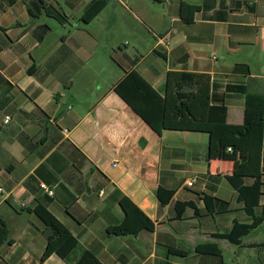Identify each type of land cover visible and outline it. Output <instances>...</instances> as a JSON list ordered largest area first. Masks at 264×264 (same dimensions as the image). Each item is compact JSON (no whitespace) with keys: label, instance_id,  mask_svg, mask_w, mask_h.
<instances>
[{"label":"crops","instance_id":"obj_1","mask_svg":"<svg viewBox=\"0 0 264 264\" xmlns=\"http://www.w3.org/2000/svg\"><path fill=\"white\" fill-rule=\"evenodd\" d=\"M92 1L0 0V217L13 240L0 264H76L86 252L103 264H264V222L238 243L220 237L253 222L226 175L261 177L264 205V131L258 150L226 149L247 99L227 86L264 95V0H110L86 23ZM184 3L196 8L190 23ZM133 70L161 96L169 72L208 75L211 103L229 109L221 139L156 133L114 91ZM159 187L174 191L167 205ZM122 196L154 231L109 233L125 219ZM177 202L194 207L178 214ZM39 205L76 238L67 259L41 263L52 230Z\"/></svg>","mask_w":264,"mask_h":264},{"label":"trees","instance_id":"obj_2","mask_svg":"<svg viewBox=\"0 0 264 264\" xmlns=\"http://www.w3.org/2000/svg\"><path fill=\"white\" fill-rule=\"evenodd\" d=\"M110 0H94L85 8L83 21L91 22ZM196 8L188 4L182 5V17L187 23L193 21ZM227 90L235 93L247 94L243 125L234 135L226 149L235 146L237 150L255 151L262 147L264 131V95L248 93L242 85H229ZM114 91L159 135L165 127L208 131L214 133V141H219L227 126L229 109L226 105L212 104L211 80L206 74H197L182 71L168 73L166 92L161 96L143 77L133 70L128 72L119 81ZM264 148V147H263ZM230 185L238 192L239 200L244 204V210L252 217L251 224L236 223L232 232L220 236L232 243L240 239L264 222V205H260L263 181L261 177L252 183L239 175L225 176ZM120 194V191H118ZM157 196L162 206L170 203L174 191L159 187ZM207 208L212 210L216 199L211 196L204 198ZM120 205L125 213L123 223L109 228L113 235L137 234L142 230L154 231L155 224L127 197L120 198ZM186 207H194L192 202H177L176 211L181 214ZM261 208L260 212L257 209ZM196 210V208H195ZM34 213L52 230L48 237V244L41 257L44 263L51 255L57 254L67 259L78 242L72 233L44 206H37ZM10 230L6 222L0 217V247L12 244ZM205 247L198 248L203 250ZM169 252L185 256L186 252L169 249ZM211 253L221 257L219 248H212ZM76 264H103L93 253L86 252ZM171 264V263H162Z\"/></svg>","mask_w":264,"mask_h":264},{"label":"built area","instance_id":"obj_3","mask_svg":"<svg viewBox=\"0 0 264 264\" xmlns=\"http://www.w3.org/2000/svg\"><path fill=\"white\" fill-rule=\"evenodd\" d=\"M9 120H10V117L8 116V117H6V119H5V122L7 123V122H9ZM193 185V182H188V186L189 187H191ZM40 187H41V189L44 191V192H46L49 196H53L54 195V192H53V190L52 189H50L46 184H40ZM2 192V189L0 188V193ZM102 194L104 193L103 191L101 192Z\"/></svg>","mask_w":264,"mask_h":264}]
</instances>
